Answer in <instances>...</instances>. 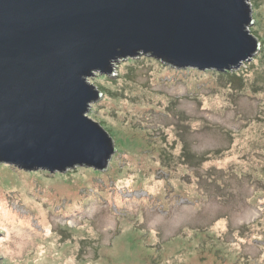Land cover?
<instances>
[{
  "label": "rangeland",
  "instance_id": "374dc122",
  "mask_svg": "<svg viewBox=\"0 0 264 264\" xmlns=\"http://www.w3.org/2000/svg\"><path fill=\"white\" fill-rule=\"evenodd\" d=\"M249 4L242 83L145 56L92 77L119 147L106 172L0 164V264H264V0Z\"/></svg>",
  "mask_w": 264,
  "mask_h": 264
},
{
  "label": "water",
  "instance_id": "95a60500",
  "mask_svg": "<svg viewBox=\"0 0 264 264\" xmlns=\"http://www.w3.org/2000/svg\"><path fill=\"white\" fill-rule=\"evenodd\" d=\"M249 1L0 0V164L106 172L119 147L93 116L104 87L92 77L141 56L238 70L259 52Z\"/></svg>",
  "mask_w": 264,
  "mask_h": 264
},
{
  "label": "trees",
  "instance_id": "16d2710c",
  "mask_svg": "<svg viewBox=\"0 0 264 264\" xmlns=\"http://www.w3.org/2000/svg\"><path fill=\"white\" fill-rule=\"evenodd\" d=\"M251 33H252V31H251ZM214 74H216V76L219 77L218 78L219 81L223 80L224 76H226L227 77V80H225L226 81V84L225 85H228L231 82V80H233V79L234 80H238L239 83H242L243 82V80L241 79V77L239 75L236 76L234 74V72H232V73H218V72H214ZM230 88L233 89V85H230ZM183 154H184V158H183L184 161L185 160L188 161V160L192 159V157H191V155L189 153H187V152L185 153V150L183 151ZM185 165H187V164H185Z\"/></svg>",
  "mask_w": 264,
  "mask_h": 264
}]
</instances>
